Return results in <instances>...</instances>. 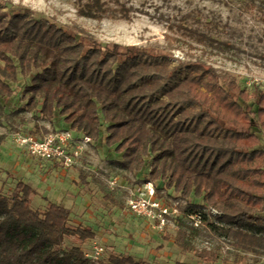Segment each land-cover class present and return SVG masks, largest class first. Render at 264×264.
<instances>
[{"label":"trees","instance_id":"trees-1","mask_svg":"<svg viewBox=\"0 0 264 264\" xmlns=\"http://www.w3.org/2000/svg\"><path fill=\"white\" fill-rule=\"evenodd\" d=\"M104 5L102 0H78L77 14L98 19ZM31 13L0 6V113L2 99L11 97L12 85L20 83L19 74H29L23 87L26 110H57L68 124L65 130L90 140L99 137L105 121V144L121 155V167L132 174L148 167L146 182L157 199L163 202L162 188L186 201L200 199L198 205L188 204L185 220L176 219L173 243L180 251L205 263L218 261L219 247L198 248L192 241L206 223L233 248V263H260L264 140L255 127L264 132V89L254 87L249 93L232 79L222 84L215 68L201 60L171 66L165 53L174 48L170 43H103L75 24ZM176 26L196 42L217 44L209 33ZM5 138L0 133V143ZM79 176L85 181L82 168ZM35 193L22 180L10 194L0 187V264H144L129 254L86 257L80 245L95 238L92 227L69 225V208L53 201L43 211L32 208ZM197 212L202 227L186 217ZM66 237L80 245L64 247Z\"/></svg>","mask_w":264,"mask_h":264},{"label":"rangeland","instance_id":"rangeland-1","mask_svg":"<svg viewBox=\"0 0 264 264\" xmlns=\"http://www.w3.org/2000/svg\"><path fill=\"white\" fill-rule=\"evenodd\" d=\"M102 1L104 11L98 19L79 16L78 0H0V6L7 12L28 8L36 18L53 16L61 25L75 24L84 28L103 43H170L174 48L165 53L171 58V66L201 60L215 68L222 84L232 79L249 93L254 87L264 89V0ZM126 11L128 18H124ZM179 23L209 33L216 39V46L189 38L177 28ZM18 77L20 83L12 85L14 94L1 101L4 109L0 113V133H5L6 138L0 143V187L5 194H10L16 181L22 180L36 191L31 196L32 208L43 211L47 202L53 201L69 208V225H90L95 231V238L81 245L73 237L64 238V247L80 245L86 252L96 242L103 247L101 256L129 254L144 264H173L175 261L237 264L231 260L233 248L222 235L209 231L206 223L202 232L193 234L192 241L198 248L219 247L218 261L202 262L174 245L176 219L185 220L184 211L190 209L188 204L198 205L199 198L191 197L186 201L172 189L162 188L160 194L170 212L162 228L155 218L136 214L128 208L131 192L147 183L149 169L145 166L132 174L121 167V155L105 144V121H102L99 137L89 142H84L80 134L75 135L70 129L80 152L76 162L67 168L32 156L18 146L13 139L16 132L44 136L69 128L57 110L50 114L26 110L27 95L23 87L31 76L19 74ZM255 129L264 140V132ZM79 168L86 173L85 181L79 176ZM113 180L115 183L111 184ZM262 214L264 216V212ZM258 232L264 233L263 230ZM257 264H264V257Z\"/></svg>","mask_w":264,"mask_h":264},{"label":"built area","instance_id":"built-area-1","mask_svg":"<svg viewBox=\"0 0 264 264\" xmlns=\"http://www.w3.org/2000/svg\"><path fill=\"white\" fill-rule=\"evenodd\" d=\"M14 142L23 147L30 155L44 160H50L59 163L67 168L76 162L79 156V146L75 144L74 135L70 130H56L44 136H37L30 133L16 132L13 136ZM84 142H89L90 138L82 136ZM115 180L111 181V184ZM128 208L136 214L153 217L159 227H163L170 214L165 203L155 197V190L150 182L143 187H138L131 192L127 200ZM210 212L218 214L216 209L211 208ZM189 222L195 227H202V216L199 212L186 216ZM103 247L93 242L92 249L84 252L86 257L93 260L100 258Z\"/></svg>","mask_w":264,"mask_h":264}]
</instances>
